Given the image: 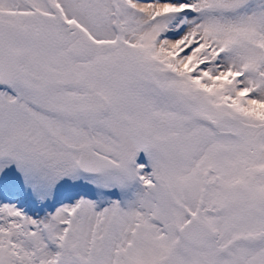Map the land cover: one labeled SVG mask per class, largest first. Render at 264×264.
<instances>
[{
	"label": "snow or ice",
	"instance_id": "snow-or-ice-1",
	"mask_svg": "<svg viewBox=\"0 0 264 264\" xmlns=\"http://www.w3.org/2000/svg\"><path fill=\"white\" fill-rule=\"evenodd\" d=\"M0 264H264V0H0Z\"/></svg>",
	"mask_w": 264,
	"mask_h": 264
}]
</instances>
